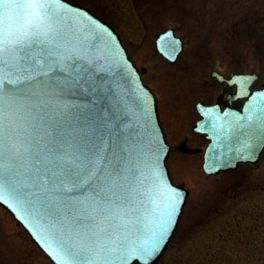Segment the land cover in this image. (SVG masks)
<instances>
[{"label":"snow or ice","instance_id":"1","mask_svg":"<svg viewBox=\"0 0 264 264\" xmlns=\"http://www.w3.org/2000/svg\"><path fill=\"white\" fill-rule=\"evenodd\" d=\"M53 6L64 10L61 0H0V202L23 210L63 264H149L185 197L155 170L145 187L138 158L105 163L102 146L56 132L54 96L32 81L83 57L66 47ZM82 79L72 83L92 87Z\"/></svg>","mask_w":264,"mask_h":264},{"label":"rangeland","instance_id":"2","mask_svg":"<svg viewBox=\"0 0 264 264\" xmlns=\"http://www.w3.org/2000/svg\"><path fill=\"white\" fill-rule=\"evenodd\" d=\"M84 6L119 33L135 65L146 71L161 124L171 145L172 180L188 190L177 229L154 264H264V153L255 164L208 175L191 129L195 103L212 102L220 87L216 69L258 72L264 83V0H69ZM173 27L183 51L169 63L155 49L159 32ZM199 149V148H198ZM0 264H53L0 206Z\"/></svg>","mask_w":264,"mask_h":264},{"label":"water","instance_id":"3","mask_svg":"<svg viewBox=\"0 0 264 264\" xmlns=\"http://www.w3.org/2000/svg\"><path fill=\"white\" fill-rule=\"evenodd\" d=\"M61 3L64 10L53 6L51 13L56 25L68 38L66 47L83 59L62 60L53 65L47 76L38 77L32 83L37 90L44 89L54 96L57 108L49 116L57 124L56 132L102 146V154L107 158L105 163L119 157L138 158L142 163L133 174L138 178L147 177L145 187L155 179L152 175L155 170L165 184L184 195L171 234L160 254L154 261H149L154 264L163 255L177 229L188 190L175 184L170 177L166 159L171 147L158 118L155 96L142 79L141 74L146 69L139 70L135 66L119 34L107 22L85 7L68 0H61ZM168 33L171 35H166ZM173 41L181 43L173 45ZM182 48L183 41L175 35L174 28L161 32L156 38L157 51L171 63L178 59ZM77 72L83 77L80 84L91 81L92 87L72 83ZM209 76L219 83H227L224 92L235 89L229 95L230 105L224 110L219 103L196 104L202 118L194 129L205 133L209 140L203 154V171L212 175L236 169L240 163H257L264 152V140L258 138L259 131L264 128V83L261 88L253 90L251 86L260 79V73L232 72L227 78L213 69ZM244 98L242 106L238 100ZM185 151L197 152L198 149ZM0 205L11 213L52 263L63 264L57 254L49 251L46 238L23 210H18V218L7 204L0 202ZM134 263L137 261L130 262Z\"/></svg>","mask_w":264,"mask_h":264},{"label":"flooded vegetation","instance_id":"4","mask_svg":"<svg viewBox=\"0 0 264 264\" xmlns=\"http://www.w3.org/2000/svg\"><path fill=\"white\" fill-rule=\"evenodd\" d=\"M214 80V79H213ZM215 81V80H214ZM217 84H218V86L220 87V91H219V93H217V94H215V98H214V100L212 101V102H209V103H205V104H213V103H220V105H221V107H222V109L223 108H225L227 105H229V101H228V95H229V92H224V88L226 87V84H219L218 82H216ZM242 102H244V100H242ZM196 104V103H195ZM196 109V108H195ZM197 111V110H196ZM197 114H198V116L199 117H197V119H195V121H194V125H192L191 126V129H192V131H193V133L195 134V135H197V136H199V137H201V142H203V144H202V146H200V147H195V148H199V150H201V152L205 149V147L207 146V144H208V140L205 138V134H202V133H198V132H196L195 130H194V126H195V124H196V122L201 118V116H200V114L198 113V111H197ZM161 122V121H160ZM162 125V124H161ZM162 128H163V126H162ZM163 130H164V128H163ZM164 133H165V130H164ZM165 135H166V133H165ZM187 142H188V140H187V138L186 137H184L181 141H180V143H179V145H178V147H179V149H181V150H186L187 148H189L188 146H187Z\"/></svg>","mask_w":264,"mask_h":264},{"label":"bare ground","instance_id":"5","mask_svg":"<svg viewBox=\"0 0 264 264\" xmlns=\"http://www.w3.org/2000/svg\"><path fill=\"white\" fill-rule=\"evenodd\" d=\"M263 155V154H262Z\"/></svg>","mask_w":264,"mask_h":264}]
</instances>
